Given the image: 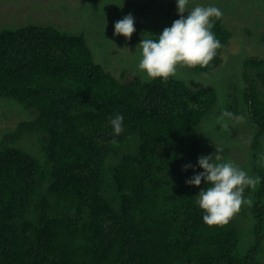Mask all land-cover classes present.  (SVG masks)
Segmentation results:
<instances>
[{"label":"trees","instance_id":"16d2710c","mask_svg":"<svg viewBox=\"0 0 264 264\" xmlns=\"http://www.w3.org/2000/svg\"><path fill=\"white\" fill-rule=\"evenodd\" d=\"M148 1L130 7L147 9ZM164 13L168 23L149 27L150 36L136 20L130 39L139 57L141 40L157 39L179 18L176 0ZM61 28L65 22L0 30V104L26 113L0 131V264H264V168L254 165L261 181L244 191L252 206L223 227L207 226L197 204L210 185L185 183L203 171L201 125L216 107V88L177 76L166 84L143 72L116 76L85 32ZM212 32L222 47L206 68H190L195 73L222 63L232 32L222 19ZM243 66L253 162L264 136L256 83L264 58L249 56ZM116 114L124 118L119 136L109 123ZM23 138L38 141L37 154ZM241 233L249 237L244 251Z\"/></svg>","mask_w":264,"mask_h":264},{"label":"rangeland","instance_id":"374dc122","mask_svg":"<svg viewBox=\"0 0 264 264\" xmlns=\"http://www.w3.org/2000/svg\"><path fill=\"white\" fill-rule=\"evenodd\" d=\"M141 1L127 0V4L126 0H0V30L27 23L65 22L62 30L87 34L95 52H102L105 67L116 76L121 77L122 72H125V76L136 74L141 72L138 70L141 57L136 54L137 43L114 35L115 22L131 14L135 29L136 20L140 21L144 28L142 34L150 36L156 32L155 28L150 30L149 27L158 22L161 29L169 21L164 11L170 0H154L149 8L142 10L130 7ZM197 5L218 7L223 13L222 22L232 32L229 43L221 51L222 63L215 72L195 73L190 68H177L176 76L189 86H212L218 92L216 107L201 125L207 138L201 153L203 156L214 155L216 149H222L223 162L232 161L248 176L257 177L254 165L259 164L264 168V136L260 141L258 157L252 162L254 152L250 142L255 125L243 110L241 90L246 85L242 74L243 61L252 55L264 58V0H189L188 11ZM256 83L262 92L264 81L257 77ZM224 111L232 116L218 120ZM23 118H26V113L22 110L0 104L2 133L12 129ZM224 124H227V130ZM21 145L33 155L37 154L36 146L39 144L35 138H23ZM241 238L239 249L244 251L249 245V237L241 233Z\"/></svg>","mask_w":264,"mask_h":264},{"label":"clouds","instance_id":"9594fccd","mask_svg":"<svg viewBox=\"0 0 264 264\" xmlns=\"http://www.w3.org/2000/svg\"><path fill=\"white\" fill-rule=\"evenodd\" d=\"M189 0H176L178 19L171 27H165L157 39L146 38L140 41L141 59L138 70L147 80L159 78L167 83L170 77L177 75V68H206L222 47L212 32L216 20L223 17L222 11L215 6L197 5L188 11ZM186 13V15H185ZM136 31L131 14L124 16L114 24V35H121L129 40ZM222 112L219 119L231 117ZM123 116L116 114L109 119L113 134L119 136L123 131ZM240 120L242 117H235ZM223 127L227 130V124ZM115 143V141H113ZM222 149H216L214 155L201 156L197 165L203 169L185 183L199 186L201 181L210 186L198 194L197 204L204 213L203 222L209 226L227 225L243 206L251 207V198L245 199V188L255 190L260 177H250L232 161L223 162ZM193 166H183L184 171Z\"/></svg>","mask_w":264,"mask_h":264},{"label":"bare ground","instance_id":"6f19581e","mask_svg":"<svg viewBox=\"0 0 264 264\" xmlns=\"http://www.w3.org/2000/svg\"><path fill=\"white\" fill-rule=\"evenodd\" d=\"M240 114V113H239ZM251 143V142H250ZM230 151V150H229Z\"/></svg>","mask_w":264,"mask_h":264}]
</instances>
